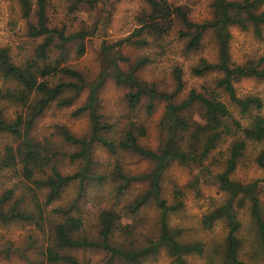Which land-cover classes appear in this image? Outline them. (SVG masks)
<instances>
[{
    "label": "trees",
    "instance_id": "1",
    "mask_svg": "<svg viewBox=\"0 0 264 264\" xmlns=\"http://www.w3.org/2000/svg\"><path fill=\"white\" fill-rule=\"evenodd\" d=\"M145 1L148 8L136 17L138 26L133 32L113 42H101V70L90 81L82 71L62 65L69 54V46L73 43L78 44V55L85 53V40L90 32L85 29L68 32L66 27H51L48 0H37L35 7L32 0H19L23 16L30 19L35 15L36 18L35 22H30L29 33L43 37V41L38 45L35 57L21 64L13 60L8 47H0V75L15 84L2 96L22 107V111L13 120H8L0 109V134L12 136L0 153V176L9 173L11 177L19 178L23 186L29 187L33 198H36V189L47 188L50 202L59 198L65 188L76 179L83 181L84 178H94L103 181L102 176L89 172L96 143L103 145L111 153L132 150L150 159L154 167L150 172L138 175H127L122 169H117L116 174L121 179L117 180V192L124 193L136 181L147 183V189L129 209L137 211L153 201L160 212L158 237L138 248L114 244L112 237L120 215L114 210L105 209L99 215V238L90 239L81 235L84 226L82 218L68 215L57 222L54 244L49 245L44 252L49 264H82L77 256L61 250L88 248L104 249L112 257L133 264H141L161 249H166L175 264H190L187 256L205 253L209 264H251L240 257L244 239L240 234V210L248 208L256 240L264 252V207L261 198L264 178L241 181L233 178V174L249 144L264 142V96H241L237 93L235 84L246 78L264 79V60L251 59L242 64L235 63L231 54L230 29L232 26L243 29L251 26L257 34H261L264 29V12L259 11V7L263 0H214L212 18L201 22L190 17L186 6L176 5L170 0ZM178 23L182 25L179 35L186 40V50H199L209 32L214 35L218 46L216 61L201 58L191 68L192 74L196 76L217 73L214 86L203 90L192 88L182 99L179 96L185 82L181 67L176 66L174 69L175 88L166 91L156 82H149L139 76V71L150 63L148 57L141 56L131 62L123 51L125 45L146 47L151 40L164 46L165 40ZM50 54L56 56L50 57ZM122 62H129V67L124 69ZM57 78L59 79L54 81ZM109 78L129 88L126 98L131 108L138 107L144 97L148 99V113L154 111L156 101L165 103L160 123L163 133L160 148L151 149L140 142L147 130L144 125L133 120L123 121L121 136H109L114 129L113 124L105 120L100 112L99 97L100 90ZM85 90L88 91L86 101L73 114L88 115L89 134L79 137L65 126L59 127L64 140L78 147L77 151L70 154V158L81 159L85 166L79 172L64 174L54 163L58 153L36 140L31 132L36 121L52 103L71 106ZM221 93L228 97L240 118L234 115L230 105L221 98ZM225 140L230 143L224 168L215 177L227 198L221 206L206 213L202 223L205 227L212 228L218 221H223L228 230L227 235L222 244L207 245L202 241L184 240V229L172 226L170 222L171 215L184 207L183 193L176 190L175 201L170 203L162 194L163 176L173 162L197 165L209 170L207 160H210L215 149ZM256 162L264 169V147L256 157ZM47 169H50L49 173ZM14 189H7L0 197V221H32L34 214L22 209L24 196L17 198L10 209L5 208L6 202L14 196Z\"/></svg>",
    "mask_w": 264,
    "mask_h": 264
},
{
    "label": "rangeland",
    "instance_id": "2",
    "mask_svg": "<svg viewBox=\"0 0 264 264\" xmlns=\"http://www.w3.org/2000/svg\"><path fill=\"white\" fill-rule=\"evenodd\" d=\"M37 0H32L34 7ZM176 5H183L189 9L190 17L197 22L212 18L214 0H170ZM148 8L145 0H48L49 25L51 27H66L68 32L81 29L88 30L86 37V51L78 55L77 43L69 46V54L62 65L72 66L82 71L91 81L101 70L99 46L103 40L116 41L129 35L138 26L136 17ZM264 12V0L259 7ZM35 15L30 19L23 16L19 0H0V47L10 49L13 60L21 64L35 57L38 45L43 37L32 36L29 33L30 22H35ZM182 25L178 23L167 37L164 46L151 40L146 47L125 45L124 53L130 57L131 62L138 57H148L150 63L145 65L139 76L149 82H156L166 91L175 88L174 69L179 66L183 70L184 88L179 98H184L192 88L203 90L205 87L214 86L218 77L217 73L205 76L192 74L191 68L197 65L201 58L216 61L218 46L214 35L209 32L204 38L199 50L188 51L185 49L184 38L179 31ZM231 54L237 64L248 60H264V29L257 34L253 27L243 29L232 26L231 29ZM56 54H50V57ZM122 67L127 69L129 62H122ZM54 79L55 80H58ZM14 81L0 75V109L8 120H13L22 107L3 98L2 94L15 86ZM237 93L241 96L258 94L264 96V79L246 78L236 82ZM129 88L117 84L109 78L100 90V112L105 120L113 124L109 136H121L124 120H133L146 127L147 134L140 138V142L151 149H158L162 145L163 133L161 120L164 115L165 103L156 101L152 113L147 111L146 97L136 108L128 104L126 94ZM85 90L77 101L71 106H60L57 102L39 117L32 129V136L52 151L58 153L55 165L64 174H73L81 171L85 163L81 159L72 160L70 154L77 151L78 147L66 142L59 133V127L65 126L72 133L81 137L90 132V119L88 115H74L73 111L81 106L87 98ZM221 98L233 110L234 115H240L228 97L221 93ZM264 114V110L262 111ZM245 121V119H244ZM12 136L0 134V153L4 151L6 143ZM230 141L221 143L208 159L206 165L209 170L197 165H183L173 162L166 170L162 181V194L170 202L175 201V191L181 190L184 207L171 215L172 226L184 229L183 239L187 241H202L207 245L222 244L227 228L223 221H218L212 228L203 225L206 213L221 206L227 194L220 189L216 180V173L224 168V159ZM263 143H250L245 156L241 159L233 174V178L241 181H251L264 178V169L256 162ZM154 167L153 162L132 150H118L111 153L106 147L96 143L93 148V163L89 172L102 176L103 181L94 178H84L83 181L70 183L62 195L48 201V189H36V198L29 187L22 185V180L11 177L9 173L0 176V197L9 188L14 189V196L5 204L10 209L17 198L24 196L22 209L34 214L32 221L13 220L9 223L0 221V264H49L45 251L53 245L55 226L68 215L81 217L84 226L81 235L90 239H98L100 233L99 215L105 209L116 211L120 215L112 242L127 248H138L154 240L159 235V209L152 201L142 206L137 211H130V205L147 189L146 182H133L122 194L117 192V180H121L117 169L127 175L148 173ZM50 169H47V173ZM43 175V174H41ZM93 176V175H92ZM29 183V182H28ZM31 184V183H29ZM35 187V185H32ZM18 187V188H17ZM36 188V187H35ZM264 207V191L261 195ZM67 212V213H66ZM242 227L240 234L243 236L240 257L251 264H264V252L256 240L252 227V220L247 207L240 210ZM62 252L77 256L82 264H133L117 257L101 248L88 249H62ZM190 264H209L207 253L204 255L187 256ZM219 261V257L217 258ZM141 264H175L166 249L151 255Z\"/></svg>",
    "mask_w": 264,
    "mask_h": 264
}]
</instances>
